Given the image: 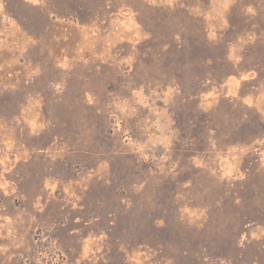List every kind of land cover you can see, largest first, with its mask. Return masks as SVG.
Here are the masks:
<instances>
[{
  "label": "rangeland",
  "instance_id": "obj_1",
  "mask_svg": "<svg viewBox=\"0 0 264 264\" xmlns=\"http://www.w3.org/2000/svg\"><path fill=\"white\" fill-rule=\"evenodd\" d=\"M0 264H264V0H0Z\"/></svg>",
  "mask_w": 264,
  "mask_h": 264
}]
</instances>
